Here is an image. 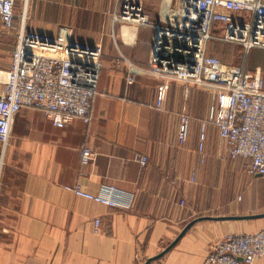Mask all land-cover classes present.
<instances>
[{
    "label": "crops",
    "instance_id": "0c3cea01",
    "mask_svg": "<svg viewBox=\"0 0 264 264\" xmlns=\"http://www.w3.org/2000/svg\"><path fill=\"white\" fill-rule=\"evenodd\" d=\"M144 1L155 22L165 2H176ZM118 7V0H18L15 27L0 18V70L10 68L22 31L103 49L89 122L76 118L57 128L45 111L25 107L9 144L0 143V264H147L196 219L264 213V176L230 156L216 125L207 126L201 150L212 90L171 81L166 109L157 108L162 80L138 69L149 68L153 29L115 22ZM247 67L264 73V63ZM183 114L192 125L181 145ZM85 146L96 153L88 166L81 163ZM241 172L257 177L256 189H242ZM76 185L95 194L113 186L131 207L110 208L63 189ZM263 230L264 218L203 220L151 264H205L221 238Z\"/></svg>",
    "mask_w": 264,
    "mask_h": 264
},
{
    "label": "built area",
    "instance_id": "2783aa9c",
    "mask_svg": "<svg viewBox=\"0 0 264 264\" xmlns=\"http://www.w3.org/2000/svg\"><path fill=\"white\" fill-rule=\"evenodd\" d=\"M18 0H0V18L8 30L16 25ZM27 1V0H25ZM115 22L153 29L149 68L140 71L158 77L156 107L165 110L171 81L210 88L213 104L201 125V150L209 124L234 159H245L251 173L264 176V73L261 67L226 65L209 54L214 29L225 25L223 42L239 44L244 55L264 49V0H176L165 2L154 21L144 0H118ZM103 49L64 38H49L22 31L18 35L12 63L0 70V143L6 148L17 116L23 108L45 111L57 128L76 118L90 120L93 98L102 72ZM128 82H134L133 77ZM191 118L180 119L178 142L184 145L191 134ZM96 153L81 149L83 166L92 164ZM143 164L147 159L143 158ZM65 191L110 208L130 209L113 186L99 194L82 185L64 186ZM99 221H97V225ZM98 232V230H97ZM264 259V230L254 234H229L216 241L205 264H256Z\"/></svg>",
    "mask_w": 264,
    "mask_h": 264
},
{
    "label": "rangeland",
    "instance_id": "374dc122",
    "mask_svg": "<svg viewBox=\"0 0 264 264\" xmlns=\"http://www.w3.org/2000/svg\"><path fill=\"white\" fill-rule=\"evenodd\" d=\"M220 29L217 31L214 29L213 33L215 35V39L211 40V48L213 49V55L219 57L224 64L226 65H232V64H242V62H247L249 65H257V63L263 64L264 63V50L256 49L253 52L244 55L242 48L240 46L236 45L235 50L234 47H231V45L220 41L218 38L219 36H223L225 33V25L220 24ZM239 50V51H238ZM234 164V162H232ZM236 167H241V162L236 163ZM243 169V167H242ZM214 175L218 174V168L214 167L213 172ZM230 174V171H228V175ZM239 182L242 184L241 187L244 190L245 187L250 186V188L256 189L257 188V177L253 179V177L248 176L246 173H240L239 174ZM245 185V187H244ZM246 190V189H245ZM249 190H247L248 192Z\"/></svg>",
    "mask_w": 264,
    "mask_h": 264
},
{
    "label": "water",
    "instance_id": "95a60500",
    "mask_svg": "<svg viewBox=\"0 0 264 264\" xmlns=\"http://www.w3.org/2000/svg\"><path fill=\"white\" fill-rule=\"evenodd\" d=\"M264 218L263 214H255V215H246V216H221V217H207V218H199L192 222H190L183 231L179 234V236L172 242L163 252L158 254L157 256L150 258L147 264H151L152 262L164 257L168 252H170L179 241L186 235V233L197 223L203 220H216V221H224V220H250V219H259Z\"/></svg>",
    "mask_w": 264,
    "mask_h": 264
}]
</instances>
